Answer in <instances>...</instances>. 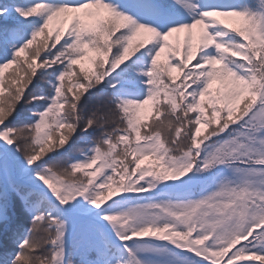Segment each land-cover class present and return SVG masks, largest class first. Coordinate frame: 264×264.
<instances>
[{
	"label": "snow or ice",
	"instance_id": "obj_1",
	"mask_svg": "<svg viewBox=\"0 0 264 264\" xmlns=\"http://www.w3.org/2000/svg\"><path fill=\"white\" fill-rule=\"evenodd\" d=\"M0 264H264V0H0Z\"/></svg>",
	"mask_w": 264,
	"mask_h": 264
},
{
	"label": "trees",
	"instance_id": "obj_2",
	"mask_svg": "<svg viewBox=\"0 0 264 264\" xmlns=\"http://www.w3.org/2000/svg\"><path fill=\"white\" fill-rule=\"evenodd\" d=\"M183 37L181 36V39H182ZM173 42H175V41H173ZM164 59V57H162V60ZM85 66L87 67V66H89L88 65V62L87 61H85ZM12 69H6L5 71H6V79H7V73L9 72V71H11ZM147 109V106H146V108L144 109V110H142V113L145 111Z\"/></svg>",
	"mask_w": 264,
	"mask_h": 264
}]
</instances>
